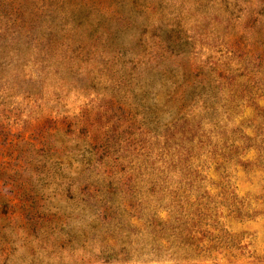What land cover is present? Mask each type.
Masks as SVG:
<instances>
[{"label": "rangeland", "instance_id": "obj_1", "mask_svg": "<svg viewBox=\"0 0 264 264\" xmlns=\"http://www.w3.org/2000/svg\"><path fill=\"white\" fill-rule=\"evenodd\" d=\"M0 264H264V0H0Z\"/></svg>", "mask_w": 264, "mask_h": 264}]
</instances>
